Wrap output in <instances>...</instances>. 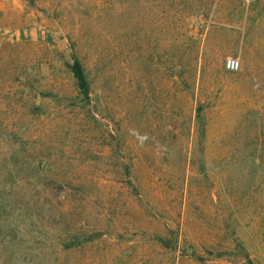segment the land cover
<instances>
[{"label":"rangeland","instance_id":"1","mask_svg":"<svg viewBox=\"0 0 264 264\" xmlns=\"http://www.w3.org/2000/svg\"><path fill=\"white\" fill-rule=\"evenodd\" d=\"M77 221L70 264H264V0H0V264H52Z\"/></svg>","mask_w":264,"mask_h":264},{"label":"trees","instance_id":"2","mask_svg":"<svg viewBox=\"0 0 264 264\" xmlns=\"http://www.w3.org/2000/svg\"><path fill=\"white\" fill-rule=\"evenodd\" d=\"M67 71L71 75V78L74 82L75 88H76V96L70 95V98H76L79 97L81 100V106L82 107H89L91 106V103L93 102L92 97L94 96L95 90H94V82L90 79L89 74L80 59L77 50L72 51L70 55V61L67 63L66 66ZM99 87H102L99 84ZM197 87L195 88L194 85V96L197 98L196 91ZM43 95V93H41ZM198 106L196 107V115L194 121H192V125H194L195 133L197 140L194 143L197 146H199V149L204 150V144L206 139V130L207 125L204 121V116L202 113V110L206 107L208 103L201 101V99L198 100ZM104 112V110H102ZM125 117H122L121 123ZM115 135V132L112 133ZM116 145L115 147L117 149H120L122 151H119L121 154L117 161V168L121 172V178H123L121 181H119L122 184H132V177H133V171L135 169V158L134 157H128L127 150L129 149L127 139L124 135H121L119 129L116 130ZM202 165L203 161H199ZM251 164V171L252 172H259L258 165H256L255 162H252ZM203 171V169H202ZM128 179V181L124 180ZM135 183V180H134ZM78 223H81L80 221L75 222L72 226H70L66 231L61 233L63 236H65L64 239H62L60 236L58 238V242H56L55 246L52 249V256H53V262L52 264H70V260L72 255L81 252L82 250L91 247V245L95 242L97 235L91 234L94 232L93 229L86 230L84 229L83 225H79ZM151 241L150 248H153V251L155 253H160V251L165 252H173L174 250H177V246L179 243V236L178 233L170 231L168 235L161 236V235H155L153 236ZM149 260L153 258L152 255H149ZM155 260V259H154ZM151 262V261H150ZM149 263V261H147ZM75 264H78V262H75Z\"/></svg>","mask_w":264,"mask_h":264},{"label":"built area","instance_id":"3","mask_svg":"<svg viewBox=\"0 0 264 264\" xmlns=\"http://www.w3.org/2000/svg\"><path fill=\"white\" fill-rule=\"evenodd\" d=\"M247 4L255 3L257 0H244ZM226 68L230 71H236L239 68L238 60L235 58H229L226 61Z\"/></svg>","mask_w":264,"mask_h":264}]
</instances>
